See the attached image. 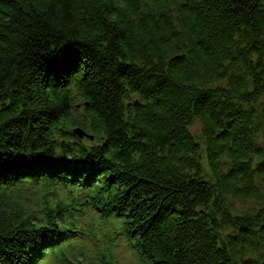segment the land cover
Listing matches in <instances>:
<instances>
[{
  "label": "trees",
  "instance_id": "trees-1",
  "mask_svg": "<svg viewBox=\"0 0 264 264\" xmlns=\"http://www.w3.org/2000/svg\"><path fill=\"white\" fill-rule=\"evenodd\" d=\"M112 220L142 264H264V0H0V264Z\"/></svg>",
  "mask_w": 264,
  "mask_h": 264
},
{
  "label": "rangeland",
  "instance_id": "rangeland-1",
  "mask_svg": "<svg viewBox=\"0 0 264 264\" xmlns=\"http://www.w3.org/2000/svg\"><path fill=\"white\" fill-rule=\"evenodd\" d=\"M190 132L192 133V134H194V135H199V133H200V131H199V127L197 126V125H194V126H192L190 129ZM261 143H263V140L261 139ZM66 163H65V161L63 160V159H61V160H59V161H55V166H60V167H62V166H64ZM50 167V166H49ZM48 168V167H47ZM53 174L54 173H56L57 171H58V168H50L49 169ZM49 171V172H50ZM226 202H227V200H226ZM228 204V203H227ZM254 204L255 203H253V202H251V203H249V204H245V205H241V204H237V205H235L236 207L235 208H233V210L235 211V213H239L240 214V212H244V211H254L255 210V208H254ZM251 207H250V206ZM232 208V207H231Z\"/></svg>",
  "mask_w": 264,
  "mask_h": 264
},
{
  "label": "bare ground",
  "instance_id": "bare-ground-1",
  "mask_svg": "<svg viewBox=\"0 0 264 264\" xmlns=\"http://www.w3.org/2000/svg\"><path fill=\"white\" fill-rule=\"evenodd\" d=\"M104 170V169H103ZM91 182H96V181H91ZM95 184H99V183H95ZM56 237H60L62 239V243L64 246H66L67 244L71 243L72 240H73V237L71 236V234H68V233H63V232H58L56 234ZM46 241H49L47 239H45ZM60 243V242H59ZM58 243V244H59ZM44 246H52L54 247L53 245H50V244H45ZM45 252V250L43 249L42 250V253H41V257L44 259L46 256L43 254ZM56 258V254L55 252H49V258L48 260L49 261H52ZM140 261V260H139Z\"/></svg>",
  "mask_w": 264,
  "mask_h": 264
}]
</instances>
